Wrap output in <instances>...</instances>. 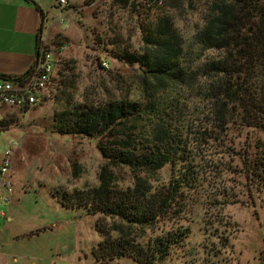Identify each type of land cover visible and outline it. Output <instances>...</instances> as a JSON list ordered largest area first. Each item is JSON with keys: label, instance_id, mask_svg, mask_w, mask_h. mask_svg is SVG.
I'll use <instances>...</instances> for the list:
<instances>
[{"label": "trees", "instance_id": "16d2710c", "mask_svg": "<svg viewBox=\"0 0 264 264\" xmlns=\"http://www.w3.org/2000/svg\"><path fill=\"white\" fill-rule=\"evenodd\" d=\"M167 1L158 6V0H113L142 17L143 49L119 44L111 51L114 58L140 66L141 97L69 100L55 116L61 134L98 137L107 161L100 185L54 192L62 205L99 215L102 239L94 256L100 264L126 255L139 264H156L185 244L190 229L180 220L190 191L203 180V147H222L233 163L225 169L242 175L249 190L264 193V0H202L203 24L189 39L177 12L196 3ZM37 64L21 76L0 78L26 81ZM243 129H248L245 146L238 148L231 134ZM167 165L171 179L154 185L152 178ZM120 166L135 174L132 186L116 183L114 168ZM155 228L161 232L147 237Z\"/></svg>", "mask_w": 264, "mask_h": 264}, {"label": "rangeland", "instance_id": "374dc122", "mask_svg": "<svg viewBox=\"0 0 264 264\" xmlns=\"http://www.w3.org/2000/svg\"><path fill=\"white\" fill-rule=\"evenodd\" d=\"M193 2L195 6L177 12V23L187 39L203 24V1ZM78 7L65 17L68 27L62 23L50 36L53 46L65 47L43 102L28 110H3L0 152L14 142L18 146L12 170L15 194L7 207L12 220L0 221V264H100L94 256L102 239L96 228L99 215L62 205L54 192L100 185L99 174L107 161L98 137L61 134L55 116L71 103L84 100L98 103L119 96L141 97L140 66L114 58L111 51L120 49L119 44L143 49L142 17L139 11L121 8L113 0H84ZM247 131L231 134L238 148L245 146ZM203 149V180L198 189L190 191L180 220L190 229L189 236L184 245L173 248L166 260L156 264H264V193L249 190L242 175L225 169L232 158L222 147ZM114 171L119 186L135 182L129 167ZM171 176V165H167L152 183H167ZM161 229H149L147 237ZM111 264L139 263L126 255Z\"/></svg>", "mask_w": 264, "mask_h": 264}, {"label": "crops", "instance_id": "0c3cea01", "mask_svg": "<svg viewBox=\"0 0 264 264\" xmlns=\"http://www.w3.org/2000/svg\"><path fill=\"white\" fill-rule=\"evenodd\" d=\"M33 1L42 9L43 16L30 0H0V74L21 76L36 66L40 47L47 41L51 43L50 36L65 23V17L84 3L67 0L68 4L61 6L58 0ZM66 25L69 23L64 28ZM9 215L6 220L11 221Z\"/></svg>", "mask_w": 264, "mask_h": 264}, {"label": "built area", "instance_id": "2783aa9c", "mask_svg": "<svg viewBox=\"0 0 264 264\" xmlns=\"http://www.w3.org/2000/svg\"><path fill=\"white\" fill-rule=\"evenodd\" d=\"M165 0H158V5ZM61 6L68 4L67 0H58ZM62 22L64 19H61ZM68 26L66 25V28ZM60 45L53 46L45 42L39 51L38 64L34 73L26 81H13L0 79V130L4 120L5 108L30 109L41 104L44 100V91L49 88L58 64L61 61ZM108 66V63H104ZM18 142L0 152V221L9 218V207L15 194V182L13 178V164ZM9 205V206H8Z\"/></svg>", "mask_w": 264, "mask_h": 264}]
</instances>
